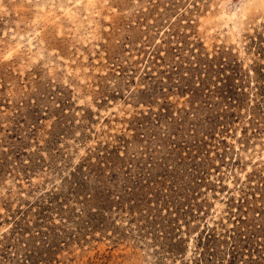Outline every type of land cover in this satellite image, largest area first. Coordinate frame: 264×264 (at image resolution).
<instances>
[{
  "label": "rangeland",
  "instance_id": "obj_1",
  "mask_svg": "<svg viewBox=\"0 0 264 264\" xmlns=\"http://www.w3.org/2000/svg\"><path fill=\"white\" fill-rule=\"evenodd\" d=\"M0 264H264V0H0Z\"/></svg>",
  "mask_w": 264,
  "mask_h": 264
},
{
  "label": "trees",
  "instance_id": "obj_2",
  "mask_svg": "<svg viewBox=\"0 0 264 264\" xmlns=\"http://www.w3.org/2000/svg\"><path fill=\"white\" fill-rule=\"evenodd\" d=\"M226 92L229 93V96H228L229 98H231L233 101L236 100V94H235V92L233 91L232 88L226 90Z\"/></svg>",
  "mask_w": 264,
  "mask_h": 264
}]
</instances>
